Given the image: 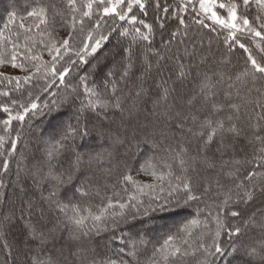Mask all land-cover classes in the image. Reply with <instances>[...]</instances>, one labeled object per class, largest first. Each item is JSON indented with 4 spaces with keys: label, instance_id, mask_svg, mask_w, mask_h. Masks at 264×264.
I'll return each instance as SVG.
<instances>
[{
    "label": "trees",
    "instance_id": "trees-1",
    "mask_svg": "<svg viewBox=\"0 0 264 264\" xmlns=\"http://www.w3.org/2000/svg\"><path fill=\"white\" fill-rule=\"evenodd\" d=\"M84 3L86 0H77L78 6ZM40 7L48 9V24L37 28L39 20L29 17L28 12ZM246 11L250 20L264 16V8L254 2ZM134 13L149 23L155 16L151 6L146 18L136 9ZM74 14L79 20L80 13ZM69 15L67 0H0V54L5 58V64L0 65V72L3 73L0 76V91H10L13 97H20L29 107L32 101L38 105L37 109L25 115L24 121L13 120L8 126L9 131H6L4 121L21 109L13 108L11 113L0 110V136L5 139L4 146L0 148V165L5 159L9 160L7 173L0 167V179L5 185L0 188V214H7L12 208L19 209L23 200H31L34 205L31 214L25 211L23 220L6 230L0 229V245L6 241L11 246H0V264H44L50 256H59L61 249V264H93L94 261L95 264H107L110 260H115L117 264H217L222 259L225 264H261L259 255L236 251L237 247L247 249L248 253L264 251V215L259 211L261 205L264 206V195L258 191L247 204L239 202L230 205L231 210L240 209V216H220L226 226L241 229L238 237H230L226 231H221L217 239L223 253L209 256L205 247L212 243L215 236L217 208L225 191L218 189L214 181L219 179L221 184L231 187L232 181L227 178V173H236L238 179L243 180L253 165L236 161L259 160L264 144L255 141L247 144L241 139L237 143V152L223 161L228 164L222 168L217 167L220 153L216 151L217 144L213 143L207 149V155L216 166L208 168L201 162L202 141L195 133L200 130L199 121L206 116L215 120L228 114L238 116L237 123L250 133V125L255 121L249 116L255 117L259 110L254 113L252 106H246L245 101L264 95V77L256 74L255 80L250 77L236 80V76L245 70L246 54L235 45L230 49L223 42L227 32L203 15L199 19L204 24L200 25L195 23L191 12L187 14L188 22L194 28L187 38L179 37L182 43L173 41L171 46L166 47L163 41L167 39L168 32L165 30L162 34L157 29L151 49L135 34L134 27L139 25L106 17L101 18V26L96 28L97 17L94 15L91 20L85 18L82 26L77 22L73 27ZM126 29L127 33L121 35ZM49 32L52 33L51 38ZM69 32L72 38L67 50L61 48L57 70L71 66V61H76V64L61 83L58 76L52 77L46 71L45 66L50 65L52 56L43 45L49 44L50 39L60 43ZM89 32L94 38L103 34L108 39L101 42L96 53L85 56V63L76 53L82 48V41ZM240 39L259 60L258 50L264 47V42L248 33L240 35ZM13 45L17 47L13 48ZM28 48H32L31 53ZM129 48L131 55L127 51ZM156 50H159L158 55ZM13 52L18 54L17 62L23 63L30 72L36 73L34 65L40 66L32 82L24 80L28 73L13 69L8 64ZM33 54H38L41 59L30 60L28 57ZM129 58L131 67L127 69L125 78L124 66L129 64ZM147 64H151V68L145 72ZM180 65L185 66L189 73L184 79H178ZM108 72L116 73L109 78L110 82L105 80ZM11 77L19 78L18 91H13L15 81L8 83ZM81 77L86 79L81 80ZM205 77L210 78L213 85L210 92L205 90L207 96L201 92ZM49 83L51 87L45 91ZM85 85L94 92H86ZM141 87L143 94L137 97ZM90 100L97 107L87 108ZM117 101L121 109L112 107ZM6 102L7 98L0 96V103ZM229 103L240 105V111L233 113L227 108ZM105 105L109 106L108 111H105ZM213 105L223 110L213 114ZM130 111L133 113L131 118ZM178 113L184 118L182 125L177 118ZM193 117L197 119L194 121ZM70 126H79L81 130L87 128L88 134L69 139L68 151L51 161V175L64 173L66 181L55 189V199L64 209L62 212L48 202L55 181L40 176L34 179L32 173L44 160L46 150L57 146V141L65 132H71ZM117 132L124 140L121 145L112 142ZM36 133L46 135L43 142L36 137ZM10 140H16L15 151H10ZM181 148L187 149L184 157L191 165L186 173L179 166L176 155ZM96 153H101V158L87 159L89 154L95 156ZM75 155L85 158L69 180L65 169L69 167V159L74 160ZM192 157H196L195 162ZM216 170V178L206 182L204 175ZM41 171L44 177H49L47 163L41 166ZM257 172L259 174L251 184L259 188L264 185V169H257ZM126 175L132 180L125 181L123 177ZM160 176L164 179H158ZM177 176L190 178L193 194L201 198L185 202L182 189L179 197L176 193L169 195L171 189L180 183ZM85 183L88 196H82L78 191ZM209 184L211 191L205 193L204 189ZM21 186L25 189L24 193L20 192ZM120 203L128 207L121 210ZM109 204L114 207L108 208ZM105 209L108 230H93L81 237L79 242L72 240L70 218L74 214L89 217ZM250 209L249 218H241ZM121 211L126 214L127 220H121L113 230L112 214ZM115 218L120 219L118 215ZM193 220L198 223L193 225ZM92 223L91 219L86 220L89 226ZM32 226L38 227L44 234L43 240L29 237L27 229ZM100 228L103 229L104 225L101 224ZM169 236L173 239L166 243ZM77 247L86 249V254L72 255ZM176 248H180V253L174 254Z\"/></svg>",
    "mask_w": 264,
    "mask_h": 264
},
{
    "label": "snow or ice",
    "instance_id": "snow-or-ice-1",
    "mask_svg": "<svg viewBox=\"0 0 264 264\" xmlns=\"http://www.w3.org/2000/svg\"><path fill=\"white\" fill-rule=\"evenodd\" d=\"M252 0H86V3L78 6L77 0H67V6L70 11L69 21L75 26L78 22L81 26L84 24V19L87 18L89 20L95 15L97 20L94 24V27L99 28L101 26L100 20L101 18L112 17L118 18L120 21H127L129 24L138 27H134L135 34L139 37L140 41L145 42L146 46L151 49L152 40L154 37L155 31L158 29L163 32L166 30L168 32V37L163 44L168 47L171 46L173 41H177L178 43H182L183 41L179 40V37L184 36L188 37L189 32H191L194 28V25L190 24L187 19V14L191 12L193 19L196 24L203 25L204 21L200 20L199 17L201 15L205 17L211 18L215 25H218L219 28L223 31L227 32V35L224 38V43L229 45L231 49L233 45L243 51L246 54L245 61V70L236 76V80L240 81L242 78L250 77L251 79H256V74H260L261 77H264V47H261L258 51L260 53V59L258 60L256 56L253 54V51L248 47V45L240 39V35L245 33L250 34L251 36L259 38L262 42H264V16H257L255 20L249 19V14L247 13V9L250 8ZM257 5H264V0H256ZM94 5H96V9L94 11ZM153 8L155 13L154 20L152 23L147 22L146 19L139 18L137 14L134 13V9L138 10L139 13L143 17L148 16V8ZM223 10V11H222ZM76 12L80 13L79 20L77 16L74 14ZM29 17H36L39 20V24L36 25L37 28L40 27L41 24H48V9L46 7H40L38 10H33L28 12ZM223 31L221 34H223ZM127 33V29L121 35H125ZM48 36L51 38L52 33L49 32ZM72 38V33L69 32L68 37L64 38L62 42L58 43L55 39H50L49 44H44L43 47L46 51H48L49 55L52 56V61L50 65H46V71L50 73L52 77H57L61 83L64 82L65 77L72 71V66L76 64V61H71L70 65L67 67H63L62 71L57 70V60L61 57V48L67 50L69 46V40ZM108 37L106 35L101 34L99 38H94L91 32L88 33L86 39L82 41V48L79 52L76 53L80 61L87 63L85 60V56L94 54L101 46V42L107 40ZM16 45H13V48H16ZM90 50V51H89ZM27 51L29 53L32 52V48H28ZM131 55V49L127 50ZM156 55L159 54V50H156ZM30 60L38 61L41 57L38 54H33L28 57ZM18 54L13 52L8 60V64L13 69H20L25 73H28L24 76L25 82H32L35 78L36 73H39L40 66L34 65L36 68V73L30 72V70L23 64L18 63ZM5 64V58L2 54H0V65ZM248 65H251V69H248ZM131 67V62L129 58V64L125 65V71L123 72V76L126 78L128 75L127 69ZM151 68V64H147L145 68V72H147ZM188 71L186 67L180 65L178 67V79H184L188 75ZM116 73L108 72L105 74V80L110 82V77L115 76ZM0 76H3V73L0 72ZM86 79L85 77H81V80ZM13 81L16 82V88L13 91L19 90V78L11 77L8 80V83L11 84ZM51 87V84H47L44 88L46 91ZM213 85L210 81V78L205 77V82L201 87V92L207 96L208 92L211 91ZM208 90L206 92L205 90ZM85 91L90 94L94 92V90L89 89L87 85H85ZM143 94V90L141 87L140 91H137L136 96L139 97ZM215 93H213L214 95ZM167 95V94H166ZM0 96L7 98L6 103H0V110L4 113H11L13 108H19L21 111H18L16 115H9V118L4 121L6 126V131L10 129L8 126L12 124L13 120L16 121H24L25 115L28 114L30 110L37 109L38 105L35 101L30 103V107L27 103L21 101L20 97H13L10 91H0ZM38 98V97H37ZM191 103V101H189ZM245 105H251L252 111L255 113L258 109L259 112L255 117L249 116L250 120L254 119V124L250 125V133H246V130L237 123L239 120L238 116L234 114L225 115L223 119L217 118L215 120L206 116L203 120L199 121V132L195 133L200 140L202 141L201 147L203 149V154L200 156L201 162L204 163L208 168H214L215 162L211 157L207 155V149L213 144H217L216 151L220 153L221 157L225 154H233L237 152V143L241 139L247 141V144H252L255 142H260L264 144V95L256 98L255 100L245 101ZM87 108H95V105L91 100L89 101ZM105 111H108L109 106H103ZM112 107L116 109H121V104L119 101L115 102ZM240 105L235 103H229L227 108L232 110L233 113H238L240 111ZM222 107H216L213 105V114L222 111ZM133 116V113L129 112V118ZM177 118L181 120V125L183 123V117H180V114H177ZM194 121L197 119L193 117ZM180 126V125H178ZM71 127V132H65L62 138L57 141V146H53L46 150L45 158L42 160L35 169V172L32 173L33 178L35 179L37 176H40L43 179H51L55 181L53 184V191L49 193L48 202L51 205H54L63 212L64 209L60 207L59 201L55 199L57 192L56 188L60 185L66 183L63 179L64 173H59L57 175H51L53 169L51 168V161L57 160L59 156L63 155L68 151L67 142L69 139L76 135H87L88 129L85 128L81 130L79 126ZM207 130V131H206ZM148 135H154V133H148ZM112 142L114 145H121L124 143V140L120 138L119 132H117L112 137ZM5 139L4 136H0V148L4 146ZM10 151H15L16 149V140H10ZM187 153L186 148H181V151L176 153L178 158L179 166L181 167L183 172H187L188 168L191 167L189 161L185 159L184 154ZM101 153H96L95 156L89 154L87 159L89 161L93 159L101 158ZM85 157L82 155H75V159H69V167L65 169V172L68 174V179L71 180L73 174L79 170L81 167V162ZM193 162H195L196 157L191 158ZM47 163L49 166V177H44L43 172L41 171V166ZM236 163H250L253 165V169L247 171L243 180H239L236 173H227V178L231 179L232 186L229 187L226 184H221L220 180L217 179L214 181L215 185L218 189H225L223 193V199L221 204L218 205L217 208V229L215 236L213 237L212 243L205 247V252L209 256L215 257L217 254H222L223 249L220 246L218 241V237L222 230L226 231L230 237L239 236L241 229L239 227H229L224 224V222L220 219L221 215H229L231 217L240 216L241 213L238 210H231L230 205H235L236 203L243 202L247 204L251 201L256 194V192H260L261 195H264V185H261L257 188L256 185L251 184V181L254 177H256L259 173L257 169H264V149L261 150L259 160L254 161H236ZM228 162H224L221 167H226ZM2 170L7 173L9 169V160L5 159L0 165ZM171 169V165L168 166ZM239 169L237 170V172ZM171 175V171L168 173ZM123 179L125 181H131V176H124ZM158 179H164L163 176L158 177ZM177 180L180 181L175 187H173L169 193L172 195L176 193L177 197H179L181 189L184 193L185 202L199 200L201 197L193 194V188L191 184V179L184 176H177ZM3 179H0V188L4 187ZM82 196H88L89 192L86 188V183L82 184L80 189ZM211 191V184L205 187L204 192L207 193ZM20 192L24 193L25 189L23 186L20 187ZM34 205L31 200H23L21 202V207L19 209L12 208L9 209L7 214H0V229L6 230L7 228L13 226L16 222L24 219V213L27 211L31 214V210ZM108 208L114 207V205L109 204ZM128 207L127 204L120 203L119 208L121 210L126 209ZM134 207V205H133ZM17 211H19V215H17ZM107 209L102 211L100 214L92 215L89 217H83L79 215H75L70 218V222L73 225V235L72 240L79 242L81 237L87 236L91 231L95 230L97 232L101 230H108L109 222L105 219V212ZM113 219L111 221V227L114 230L120 223L121 220H127L126 214L121 211L116 214L113 213ZM119 216L120 219L117 220L115 217ZM255 215V213H253ZM91 219L93 222L91 226L86 224V220ZM193 225L197 224L198 221H191ZM103 224L104 228L101 229L100 225ZM185 231H187L185 229ZM27 234L33 240L44 239V234L40 231V229L36 226H32L27 229ZM173 237L169 236L166 243L172 241ZM187 243V241H185ZM4 248H10V244L6 241L0 245ZM204 247V245H201ZM245 251L246 254L251 255H259L261 264H264V251L259 253L252 251L248 253L247 249H243L240 247L236 248V251ZM180 248H176L174 254L180 253ZM87 250L82 247H77L76 251L72 253L74 256H83L86 254ZM63 255V249L60 250L59 256ZM59 256L52 255L49 257L44 264H61ZM95 264V261L93 262ZM107 264H117L115 260H110ZM123 264V262H121Z\"/></svg>",
    "mask_w": 264,
    "mask_h": 264
},
{
    "label": "rangeland",
    "instance_id": "rangeland-1",
    "mask_svg": "<svg viewBox=\"0 0 264 264\" xmlns=\"http://www.w3.org/2000/svg\"><path fill=\"white\" fill-rule=\"evenodd\" d=\"M252 2H254V3H256V0H252ZM257 4V3H256ZM259 6H261V7H263L264 8V5H259ZM262 9V8H261ZM39 133H36V137L37 138H40L41 140H42V142L44 141V139H45V134H39ZM229 159V154H227V155H224L223 157H221V155L218 157V162H217V167H219V166H221L224 162V160H226V159ZM217 173H218V170H216V171H211L210 173H206L205 175H204V180L207 182V181H213L215 178H216V176H217ZM262 207H261V209H259V211H261L260 213H262L263 215H264V212H262V211H264V206L263 205H261ZM259 208V207H258ZM235 210H238V211H240V209H235ZM252 210L250 209L249 211H248V214H246V215H244V214H242V217L241 218H243V217H246V218H249V212H251ZM172 219H174L175 217H171ZM259 222H260V220H259ZM261 222H263V220H261ZM263 226V228H264V225H262ZM148 227V226H147ZM217 264H225L224 263V259H222V260H220V261H218V263Z\"/></svg>",
    "mask_w": 264,
    "mask_h": 264
}]
</instances>
